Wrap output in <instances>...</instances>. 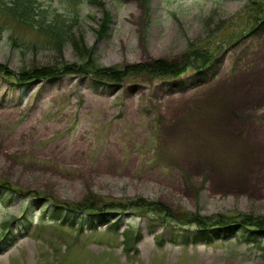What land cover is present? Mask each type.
<instances>
[{
    "label": "rangeland",
    "instance_id": "rangeland-1",
    "mask_svg": "<svg viewBox=\"0 0 264 264\" xmlns=\"http://www.w3.org/2000/svg\"><path fill=\"white\" fill-rule=\"evenodd\" d=\"M12 1L0 0V66L17 75L71 64L125 73L95 88L79 69L27 94L0 75V181L26 192L0 204V232L15 216L39 222L37 204L23 203L29 193L99 208L153 202L182 223L185 213L264 218V0H28L42 13L37 21L63 27L60 42L59 33L9 17L1 8ZM196 51L216 57V75L197 84ZM164 62L187 72L161 79L154 68ZM137 216L112 217L142 229L132 254L123 251V229L85 230L66 249L44 228L54 246L40 250L37 229L4 245L0 264H264V238L184 244L195 227Z\"/></svg>",
    "mask_w": 264,
    "mask_h": 264
},
{
    "label": "trees",
    "instance_id": "trees-1",
    "mask_svg": "<svg viewBox=\"0 0 264 264\" xmlns=\"http://www.w3.org/2000/svg\"><path fill=\"white\" fill-rule=\"evenodd\" d=\"M7 4V3H6ZM4 12H6L9 17H13V14L16 16L18 20L17 23H23L24 26H37L42 29L48 35L51 33L58 34L59 42L63 40L65 37V32L63 31V27L57 24V22H53L52 24H46L47 22L44 19L37 21V17H40L42 13L37 14L36 8L30 3L28 0H13L9 5H5L1 8ZM261 13V18L264 20V9ZM15 18V17H14ZM41 18V17H40ZM262 20V21H263ZM51 23V22H50ZM103 35L107 36L109 27L105 24L103 25ZM62 37V38H61ZM190 60L193 61L196 58H201V62L197 63L199 65H192L196 70L198 80H205L206 76L210 74L216 75L215 63L216 57L211 60V56L208 55L206 51H196L191 52ZM210 62V66L207 67L206 63ZM4 71L6 68H2ZM83 69L90 70L96 76H104L107 79H111L114 82H120L125 73V70L119 69H108V70H99L93 69L89 67L88 64L83 66ZM157 76H161L164 79L169 77L178 78L184 72H186L187 68H181L177 65H170L167 62L160 63L158 67L154 68ZM37 72L43 73L48 71V69H38ZM209 73V75H208ZM200 75V76H199ZM200 79V80H199ZM158 205V204H157ZM156 206L153 202H147L146 204L139 205V215H147L151 218H161L163 224L172 225L175 222H179L172 217L171 210L168 212H162V206ZM152 215V216H150ZM186 221L181 223L182 225L192 224L196 226L198 229L195 232L192 239H188L186 242L190 243L191 241H208L214 242L216 240H227L234 235H242L243 238L250 241H257L260 238H264V218L263 219H253L250 216L242 215L239 217L238 215H216L215 217L207 216L203 217L198 214L188 213V215H184ZM91 221V219H90ZM134 232L130 231L126 233V241L128 244L134 242L135 239Z\"/></svg>",
    "mask_w": 264,
    "mask_h": 264
}]
</instances>
